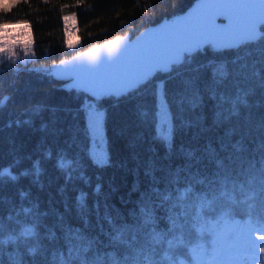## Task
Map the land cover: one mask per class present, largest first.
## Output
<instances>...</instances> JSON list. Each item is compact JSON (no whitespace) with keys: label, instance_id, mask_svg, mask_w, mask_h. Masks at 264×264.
<instances>
[{"label":"trees","instance_id":"1","mask_svg":"<svg viewBox=\"0 0 264 264\" xmlns=\"http://www.w3.org/2000/svg\"><path fill=\"white\" fill-rule=\"evenodd\" d=\"M195 1L21 0L7 13H0V20L30 24L38 56L36 66L23 68L31 71L0 70V169L11 165L15 157L20 159L12 169L15 174L31 169L36 160L43 169L42 188L31 176L18 183L7 177L0 180V218L6 226L3 238L19 237L25 227H33L36 233L19 244L23 264H80L77 253L84 257L82 241L72 240L70 251L68 227L79 229L93 241L86 258H99L102 264H148L149 260L188 264L186 242L199 236L206 243L208 234L191 224L185 225L183 234L173 230L170 217L181 223L187 215L190 222L203 216L211 223L227 218L244 224L251 212L252 227L264 230V192L258 178L264 160V149L259 147L264 143V87L260 86L264 39L233 51L207 48L127 96L98 101L104 111L110 157V166L105 167L95 165L89 155L84 106L90 98L79 91H65L44 69L76 55L67 47L64 19L69 15L76 19L82 52L117 37L136 36L184 13ZM38 67L41 70L36 71ZM155 82H163V88ZM211 90L215 100L209 96ZM197 93L203 104L193 110L192 105L199 103ZM158 96L167 100L176 126L170 154L155 139ZM240 97L247 100V106L238 102ZM234 100L238 115L232 114ZM141 111L147 113L143 119ZM26 120L31 124H25ZM181 120L194 126L185 128ZM237 142L242 144L241 152L233 148ZM209 145L216 158L224 160L223 170L208 155ZM182 148L195 150L200 162L186 159ZM49 151L50 160L44 156ZM60 153H64L63 171L56 166ZM189 163L191 168L186 167ZM197 172L205 178L204 184L191 178ZM97 184L101 185L99 194ZM189 185L190 192L186 191ZM21 191L29 195L22 198ZM81 193L86 194L83 206L78 204ZM31 213L37 214L38 225L27 223ZM149 215L154 224L145 227L143 219ZM52 231L55 239H49ZM153 231L158 241L152 239ZM29 249H35V254L30 255ZM14 251L15 245H4V264H10L9 253Z\"/></svg>","mask_w":264,"mask_h":264},{"label":"snow or ice","instance_id":"2","mask_svg":"<svg viewBox=\"0 0 264 264\" xmlns=\"http://www.w3.org/2000/svg\"><path fill=\"white\" fill-rule=\"evenodd\" d=\"M17 2L18 0H13V3ZM8 11V8L3 9L4 13ZM67 20L68 18L65 17L66 24ZM218 20L220 23H217ZM23 23H26V21L0 20V33L19 27ZM148 34L138 38L131 45L141 41ZM12 39L15 40L16 37L13 36ZM259 39H264V0H197L196 6L188 11L186 15L173 19L171 23H166L154 31L153 37L130 55L129 61L123 70H106L119 68L125 56L129 54L131 45L125 46L123 49L111 48L112 45H116L121 40V37H117L115 40L108 41L105 45V47H109L110 49L106 60H97L91 67L80 68L77 71L81 74V86L93 96L127 95L147 83L158 72L170 71L173 65L183 62L194 51H202L205 47H210L213 51L233 47L238 48L249 43L257 42ZM17 47H22L25 52L28 50L27 45L11 44L7 42L6 37H0V49L5 50L6 54L9 55V59L13 58ZM92 51H95V49H92ZM213 75L215 76V72ZM260 86L264 87V81L261 82ZM159 87L160 89L163 88V82H161ZM247 94L251 93H246L245 95ZM209 96L215 100V91L211 90ZM197 97L199 103L192 105L193 110L203 104V97L199 93H197ZM238 102L247 106V100L243 97L238 98ZM236 105L237 101L234 100L232 102L233 115L239 114ZM140 115L143 119L147 116V113L141 111ZM217 116H219V113H217ZM156 117L157 136L155 139L164 143L170 154L173 148L176 126L172 123L171 112L167 110V100L164 99L161 101L159 96ZM24 123L30 125L31 121L26 120ZM87 125V138L93 145V149L89 150V155L93 163L99 167L110 166V157L106 147L107 138L104 135L103 122L98 110L93 109L87 113ZM8 126L11 127L12 124L10 123ZM16 126H20L19 121L16 122ZM181 126L188 128L194 125L191 121L181 120ZM42 127L46 128L47 126L43 125ZM259 147L264 149V143H261ZM233 148L236 152L243 150L241 142H237V144L233 145ZM181 151L189 161L195 160L196 163L200 162V158L195 156V150H185L182 148ZM208 155L213 158V162L218 169L223 170L225 168L224 160L216 158L215 149L211 145L208 146ZM44 156L46 159H52L50 151L44 153ZM63 159L64 153H60L57 157L56 165L60 171H63ZM19 163L20 159L15 157L11 165L0 169V180L7 177L12 183H18L21 178L31 176L34 178L33 183L39 184L42 188L43 185L40 182V176L43 173L41 161L36 160L32 163L31 169H24L19 174H15L12 169L18 166ZM260 163L261 167L259 168L258 178L261 191L264 192V160H261ZM186 167L191 168L192 164L189 163ZM66 177L68 180L72 178L67 173ZM80 178L84 179L85 183L89 182L83 174H81ZM191 178L197 184H204L206 182L205 178L199 177L198 172L192 174ZM253 179H256V177H253ZM100 190L101 185L97 184L95 189L96 194H99ZM186 191H192L191 185L188 186ZM27 195L29 193L25 191L20 192L22 198ZM85 198L86 194L84 193H81L78 197V204L80 206H83ZM167 198L165 197V199ZM33 207H36V205ZM141 211L143 213L144 209L142 208ZM169 219L172 223V229H180L182 234L185 225L188 224H191V227L195 228L198 232H207L208 234L206 243L201 242L199 236L195 239L190 238L186 242V247L190 251L188 264H233V256L239 251L242 244L240 228L252 227L251 212H249V219L243 226L227 218L222 223H211L205 220L203 216H200L198 220L190 222L187 215H185L183 223L176 217H170ZM84 222L87 225L86 219ZM20 223L23 224L25 222L21 221ZM27 223L38 225L39 220L37 214L31 213ZM109 223H111L110 218ZM150 223L154 224V217L150 215L145 216L143 225L146 227ZM5 230L6 226L3 223V219L0 218V264H4L3 252L6 243L16 246V251L9 253L10 264H23L20 258L19 244L23 242L25 237L36 235L33 227H25L20 232L19 237L10 236L7 241L3 238ZM65 233L70 251L72 240L82 241L80 251L84 253V257H80L79 252L77 253L80 264H102V260L99 258L92 261L86 258L87 252L93 247V241L81 235L79 229L68 227L65 229ZM48 235L49 239H55L56 237L55 231L50 232ZM151 235L154 241L160 239L155 231ZM188 235L191 237L190 232ZM118 238L119 236L116 237V239ZM260 239L264 240V235H261ZM169 244L171 246L172 242L170 241ZM29 254L34 255L35 249H29ZM115 264H121V262L116 261ZM137 264H142V262L137 261ZM148 264H159V262L149 260Z\"/></svg>","mask_w":264,"mask_h":264},{"label":"rangeland","instance_id":"3","mask_svg":"<svg viewBox=\"0 0 264 264\" xmlns=\"http://www.w3.org/2000/svg\"><path fill=\"white\" fill-rule=\"evenodd\" d=\"M19 1L21 0H18V2ZM17 3H13V0H0V13L3 12L4 8H8L9 10H11V8L14 7ZM67 18V24L65 23L64 19L67 47L72 53L79 54L81 41L78 37L76 19L72 15L67 16ZM13 36L16 37L15 40L12 39ZM0 37H6L7 42L11 44L27 45L28 48L27 52H25L22 47H17L15 50V55L12 59H9V55L6 54L5 50L0 49V70H6L11 67H17L21 69L28 64L35 66L37 65L36 62L38 60V56L33 42L32 29L29 23L26 22L21 24L19 27L5 30L4 32L0 33ZM69 45H71V47H69ZM155 83H157V86L160 89L159 86L161 82ZM160 100H164L162 96L160 97ZM84 108L87 113L93 109L98 110L101 114V119L103 122L104 111L102 110L98 101L89 99L85 102ZM167 110L169 111L168 107ZM90 149H93L92 144ZM239 225L241 224L239 223ZM240 232L242 244L238 251V254L236 252L233 256V264H241L242 259L245 264H264V240L260 239V236L264 235V232H256L252 227H248V229L245 230L243 227H241ZM244 250L247 251V253H245Z\"/></svg>","mask_w":264,"mask_h":264},{"label":"water","instance_id":"4","mask_svg":"<svg viewBox=\"0 0 264 264\" xmlns=\"http://www.w3.org/2000/svg\"><path fill=\"white\" fill-rule=\"evenodd\" d=\"M196 2L197 1H195V3L189 9H187L184 13L177 15L171 19H164L160 23L144 29L139 34H137L136 36L127 35L126 37H121V40L116 45L111 46L112 49H123L125 46H128V45L135 43L138 38L149 33L147 37H145L141 41H138L136 44L130 46L129 54L125 56L124 60L121 62V66L119 68L106 69V70H110V71L123 70L124 66L127 65L128 61H129L130 55L136 49H138L139 47L144 45L150 38H152L154 35V31H156L158 28H160L161 26H163L166 23H171V21L173 19H176V18H179L181 16L186 15L188 13V11H190L193 7L196 6ZM217 23H220V21L218 20ZM225 23H226V21H225ZM115 39L116 38H114L112 40H115ZM261 40L262 39H259L257 42H254V43H258ZM107 43L108 42H105L101 45L91 47V48H89L83 52H80L79 54H76L75 56H73L71 58L62 60L59 63L51 65L48 68L49 75L51 76V78L54 81L61 83L62 89H64L65 91H69V92L70 91H79V92L86 94L89 98L95 99V100H103V99H109V98L120 99L124 96L129 95V94H127V95H119V96L118 95H112V96L96 97V96H93L90 92L85 91L84 88L80 84L81 74L77 71V69L91 67L97 60H106L108 58V53L110 50L109 47H105V45ZM254 43H249V44H254ZM246 45H248V44H246ZM243 46H245V45H243ZM243 46H240L238 48L233 47V48H228V49H224V50H218L215 52L233 51V50L240 49ZM207 48H210V47H205L202 51H194L190 57H192L196 53L204 52ZM92 49H95V51H92ZM184 62H185V60L183 62H179V63L173 65L170 71L158 72L147 83L141 85L135 91L139 90L141 87L148 84L151 80L155 79L158 75L170 74L175 68L182 66L184 64ZM23 70L31 71L29 69H22V68L19 69L18 71H23ZM39 70H40V68H37L36 71H39Z\"/></svg>","mask_w":264,"mask_h":264},{"label":"bare ground","instance_id":"5","mask_svg":"<svg viewBox=\"0 0 264 264\" xmlns=\"http://www.w3.org/2000/svg\"><path fill=\"white\" fill-rule=\"evenodd\" d=\"M124 37H126V36H124Z\"/></svg>","mask_w":264,"mask_h":264}]
</instances>
